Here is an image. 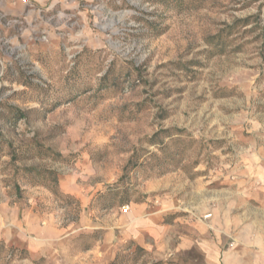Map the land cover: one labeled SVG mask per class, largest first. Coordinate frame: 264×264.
<instances>
[{
  "label": "rangeland",
  "instance_id": "rangeland-1",
  "mask_svg": "<svg viewBox=\"0 0 264 264\" xmlns=\"http://www.w3.org/2000/svg\"><path fill=\"white\" fill-rule=\"evenodd\" d=\"M136 246L264 264V0H0V264Z\"/></svg>",
  "mask_w": 264,
  "mask_h": 264
},
{
  "label": "trees",
  "instance_id": "trees-1",
  "mask_svg": "<svg viewBox=\"0 0 264 264\" xmlns=\"http://www.w3.org/2000/svg\"><path fill=\"white\" fill-rule=\"evenodd\" d=\"M131 250H132V247L127 250V253L117 255L111 264H131V263L136 264L138 260L140 259L139 258L140 256L142 257L143 255L147 254L146 250L140 246H136L135 251L132 253H131ZM144 264H177V263L172 260L167 263L163 261H159V262H153V263L144 262Z\"/></svg>",
  "mask_w": 264,
  "mask_h": 264
}]
</instances>
